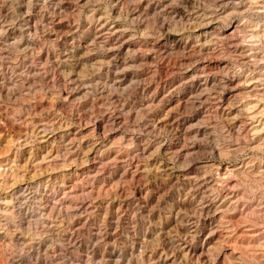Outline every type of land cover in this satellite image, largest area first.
I'll return each instance as SVG.
<instances>
[{
	"label": "rangeland",
	"instance_id": "1",
	"mask_svg": "<svg viewBox=\"0 0 264 264\" xmlns=\"http://www.w3.org/2000/svg\"><path fill=\"white\" fill-rule=\"evenodd\" d=\"M139 1L0 0V264H264V0Z\"/></svg>",
	"mask_w": 264,
	"mask_h": 264
},
{
	"label": "bare ground",
	"instance_id": "2",
	"mask_svg": "<svg viewBox=\"0 0 264 264\" xmlns=\"http://www.w3.org/2000/svg\"><path fill=\"white\" fill-rule=\"evenodd\" d=\"M15 1V0H14ZM19 1V0H18ZM150 3L144 8L143 7V2L142 0L139 1V3L135 6V8L132 9L133 14H137V13H148V11H160L161 13H163V15L168 14V11L164 8V6L162 5V3H164L163 0H149ZM207 2H209L210 6L214 7V6H218L216 4V2H218L219 0H206ZM203 1V2H206ZM227 1V0H226ZM229 2V1H228ZM227 3V2H226ZM225 3V6H226ZM22 4V3H21ZM207 4V5H209ZM222 4V3H221ZM220 4V5H221ZM116 5V4H115ZM219 5V6H220ZM223 5V4H222ZM37 6V5H36ZM207 7V6H206ZM222 7V6H221ZM21 8V7H19ZM144 8V9H143ZM167 8V7H166ZM208 8V7H207ZM211 8V7H209ZM208 8V9H209ZM224 8V7H223ZM222 8V9H223ZM233 8V7H232ZM215 9V8H214ZM218 9V8H217ZM229 9V8H228ZM35 11V10H34ZM114 11V10H113ZM217 10H213V11H206L204 12L202 9L197 8L195 11H192L190 13H187V20H198L199 22V28H206L207 25H209L213 20L215 21L216 18H219V13L221 12H216ZM222 12L224 10H221ZM228 11V10H227ZM176 12V11H175ZM130 13V12H129ZM226 13V12H225ZM25 14V13H24ZM226 16V14H224ZM141 16V15H140ZM224 16V17H225ZM37 16H35L36 18ZM170 17V16H169ZM32 16H28L25 17L23 19H17L20 22H26L28 24L29 20L30 22L32 21ZM38 22L42 23L47 21L46 16H40L39 18H36ZM98 19V18H97ZM107 20H102L101 18L98 19L95 23L96 26V32L95 35H93V38L96 40H105L106 38L109 37L110 34H115V28L116 25H114L113 23H110L107 25ZM25 23V24H26ZM9 28V27H8ZM32 27H28V29L30 30ZM35 27H33V30ZM5 29V28H4ZM192 32V31H191ZM206 32V31H205ZM204 32V33H205ZM3 33V32H2ZM94 34V33H93ZM201 34V33H200ZM208 37V36H207ZM129 39V38H128ZM220 41V40H219ZM108 44V43H107ZM106 47V46H105ZM184 47V46H183ZM185 48V47H184ZM190 48V47H189ZM106 49V48H105ZM106 53V52H105ZM192 59H194V57L192 55H189L188 57H186V59H184L183 61H181L182 65L185 64H190L192 62ZM209 59V58H208ZM174 61V60H173ZM121 62V61H120ZM199 63V60H196L195 62H192L193 64V68H191L187 73L191 76H200L201 74L204 76L203 78V82L199 83V86L196 87H192L190 90V95L193 98V101H197L198 103L202 104V103H207V102H212L214 104H216L218 107H221V105L223 103H229L231 101L232 98V94H231V85L228 82V78L226 79H222L220 77H218L217 75H211L208 72V67L209 66H195L196 63ZM125 63V62H124ZM210 63V62H209ZM119 65V64H118ZM209 65V64H207ZM216 66H219V61L216 62ZM117 67V66H116ZM225 67V66H224ZM223 67V68H224ZM166 68V67H165ZM219 68V67H218ZM222 68V67H221ZM226 68V67H225ZM225 71V70H223ZM169 74H171V71L168 72ZM229 76V75H228ZM227 77V76H225ZM230 78V77H229ZM180 79V78H179ZM228 79V80H227ZM108 81V80H107ZM232 81V80H231ZM112 82V81H111ZM27 85V84H26ZM178 85V84H177ZM104 92V91H102ZM100 93V92H99ZM109 93V92H108ZM190 97V96H189ZM197 104V103H196ZM167 160V159H166ZM168 161V160H167ZM171 164V163H170ZM211 199V198H210ZM72 209V208H71ZM207 207H205L204 210L207 211ZM189 220V219H188ZM196 222V221H195ZM191 223V222H190ZM96 234H94L95 236ZM98 237V236H97ZM96 237V238H97ZM183 242V241H182ZM81 243V241L77 240V238H74L72 244H79ZM168 243V242H167ZM186 244V243H185ZM179 246V245H178ZM176 249V248H175ZM179 251V250H178ZM175 253V252H174Z\"/></svg>",
	"mask_w": 264,
	"mask_h": 264
}]
</instances>
